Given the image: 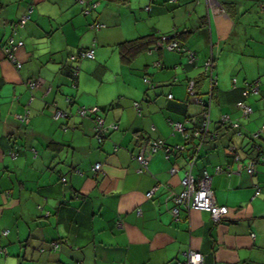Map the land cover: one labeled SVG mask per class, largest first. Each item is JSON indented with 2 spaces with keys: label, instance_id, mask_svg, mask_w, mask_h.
Masks as SVG:
<instances>
[{
  "label": "crops",
  "instance_id": "1",
  "mask_svg": "<svg viewBox=\"0 0 264 264\" xmlns=\"http://www.w3.org/2000/svg\"><path fill=\"white\" fill-rule=\"evenodd\" d=\"M92 1L86 14L76 0H0V264H181L187 251L200 253L203 264H264V0ZM93 22L103 27L93 32ZM150 32L170 35L194 60L161 41L126 64L116 56L117 72L91 86L84 68L80 78L79 68L68 76L67 56L77 50L91 48L90 68L105 70L104 55H117L116 43ZM9 35L21 41L12 53L18 69L3 49ZM209 55L208 95L201 65ZM201 74L189 96L187 85ZM29 78L40 85L27 90ZM244 83L257 87L242 98L245 117L234 105ZM194 98L208 103L207 133L184 140L200 119ZM78 107L96 110L80 117ZM55 109L65 118L52 120ZM25 112V122L15 119ZM222 114L236 126L218 124ZM95 116L116 127L100 140L92 134ZM152 140L162 145L141 168L138 147ZM196 140L201 150L190 167L189 151L179 150ZM165 149L177 154L167 157ZM202 170L214 203L226 207L217 222L172 201L184 173L196 178ZM54 240L61 242L50 250Z\"/></svg>",
  "mask_w": 264,
  "mask_h": 264
},
{
  "label": "built area",
  "instance_id": "2",
  "mask_svg": "<svg viewBox=\"0 0 264 264\" xmlns=\"http://www.w3.org/2000/svg\"><path fill=\"white\" fill-rule=\"evenodd\" d=\"M76 2L84 7L83 11L87 13L88 11H92L95 7V2L92 0H76ZM217 8L222 9L220 6L217 4ZM147 9V6L145 7ZM28 12H24L19 19L15 22V24L12 25V28L15 27L16 25L20 26L24 22L25 19L28 17ZM101 25L98 24L97 22L91 23L90 27H93L97 29ZM166 38V37H165ZM21 46V41H12V36L9 35L5 39V43L3 46L4 51L6 52V60L13 65L15 69H18L20 67V63L15 61L12 53L13 51ZM168 49H178L176 46L175 41H170L167 45ZM185 50V49H183ZM187 54V62L190 63L193 59V54L185 50ZM74 58V55H70L69 59ZM75 58H92V50L91 48H87L84 51H81L77 54ZM158 63H155L154 65H157ZM210 67H211V56L209 55L202 63V68L204 74L207 75V77L210 80ZM77 73V68L72 72V75L75 76ZM144 82L147 83L146 79H142ZM232 83L234 82V79H231ZM41 81H39L36 78H29L25 81L24 85L27 90H34L40 85ZM148 84V83H147ZM256 85L252 83H244L242 87L241 94L245 95L247 93H255L256 92ZM48 88L46 89V91ZM187 94L189 96L193 95V89H192V84L187 85ZM209 95V93H208ZM169 97V95H167ZM31 98V97H30ZM29 98V99H30ZM67 102L69 101L67 98L65 99ZM194 101L200 104L201 107V112H200V122L198 125H195L194 128L189 132V133H183V137L185 139L189 137H194V138H203L205 134L207 133L206 131V125L208 122V103L204 101H200L197 98H194ZM235 107L238 108L241 112V115L245 117L249 112L250 108L244 104L242 101H237L235 103ZM96 108H84V107H78L75 111L76 115L78 116H85V115H91L94 113ZM66 114L59 110L55 109L54 112L51 115L52 120H57L59 118H65ZM17 120L19 121H26V112L23 114V116L16 115L14 116ZM219 122L220 123H226L230 125L232 128L236 126V122L230 120L227 115H220L219 116ZM92 123H93V133L95 138H99L103 131H105L107 128L108 129H115L114 124H107L105 125L99 117L95 116L92 118ZM172 129L177 130V131H182L183 128L179 123H173L171 125ZM264 128V126L262 127ZM162 145L160 140H152L149 141L148 143H143L140 144L138 153L135 156V160L139 163V166L141 168L145 167L146 164V155H149L148 153H151L155 150V148L160 147ZM167 152V149H165ZM165 153V152H164ZM167 154V153H165ZM234 158H237L234 156ZM245 172L250 173L252 171V164L248 162L247 164L243 165ZM99 169V163H94L91 167L92 173H96ZM173 168L171 167L169 170H172ZM217 169V168H216ZM180 183L182 185V190L174 197V200L177 203H182L183 207L187 209H194V210H199V211H205L209 214V217L211 221H217L219 220L223 214L226 212V207L223 205H217L214 203V200L212 198L211 192L208 188V176L206 173H202L201 177L193 180V178L190 176L189 173L185 172L182 179L180 180ZM258 187L254 186L253 187V196L258 194ZM149 194V193H148ZM146 194V195H148ZM173 213H176L175 209L172 211ZM5 230L1 232L3 234ZM58 242V241H57ZM51 249L56 248L58 245L56 242H51ZM184 261L182 264H202L201 262V256L198 252L196 251H187L183 254Z\"/></svg>",
  "mask_w": 264,
  "mask_h": 264
},
{
  "label": "trees",
  "instance_id": "3",
  "mask_svg": "<svg viewBox=\"0 0 264 264\" xmlns=\"http://www.w3.org/2000/svg\"><path fill=\"white\" fill-rule=\"evenodd\" d=\"M167 1H169V2H171V1H173V0H167ZM80 5V4H79ZM81 7V13L83 12V9H84V7L81 5L80 6ZM262 10H264V6L262 7ZM90 11H88L86 14H88ZM98 23V22H97ZM98 24H100V23H98ZM101 26L100 27H98L97 29H95V28H93V27H90L91 26V24L89 23V25H88V29L89 30H91V31H97V30H99L100 28H102L103 27V25L102 24H100ZM173 36H176V34H174ZM173 39H172V37L169 35V36H166V39H162L161 38V36H159V35H155V33L154 32H150V33H147V34H144V35H141V36H138V37H135V38H131V39H127V40H122V41H120V42H118V43H116V45H115V49H116V52H117V57H118V59H119V61L121 62V63H124V64H126V63H128L130 60H131V58L134 56V55H136L137 53H140V52H143V51H146V50H149L150 48H154V49H158L159 48V43L162 41V42H166V43H168V42H170V41H172ZM175 41V40H174ZM176 42V41H175ZM176 46H177V50L176 49H170V50H176L177 52H180V53H183L184 54V56H185V58H186V61L188 60L187 59V54H186V51L185 50H187V49H185L184 47H182V45L181 44H178L177 42H176ZM183 49H185V50H183ZM85 50V49H84ZM84 50H82V49H79V50H77V52L75 53V54H70V55H74V58H72V59H69V56L70 55H68L67 56V59L72 63V67L70 68V71H69V75L68 76H70V78L72 79V78H74L75 76H73L72 75V72L77 68V71H78V67L75 65V62L76 61H78V60H81V59H91V58H75L76 56H77V54L79 53V52H81V51H84ZM189 51V50H188ZM192 54H193V59H192V61L194 60V52L193 51H190ZM207 58V57H206ZM205 58V59H206ZM204 59V60H205ZM191 61V62H192ZM74 63V64H73ZM202 66V65H201ZM203 79H204V75L203 74H201L200 76H198V77H196L195 78V81L193 82V84H192V89L194 90V89H198L199 88V86L201 85V82L203 81ZM212 79H211V77H210V80H209V87H208V89H209V94L211 93V91H212V88H214V84H212ZM230 81H231V79H230ZM233 84H234V82L232 83V81H231V90H234L235 89V87L233 86ZM147 86H149V87H152L151 85H148L147 84ZM242 87L243 86H241V87H239L238 88V92H239V99L238 100H236L235 102H234V105H235V103L237 102V101H242V98H244L247 94H245V95H242L241 94V91H242ZM194 92V91H193ZM243 102V101H242ZM96 108V107H95ZM238 109V108H237ZM16 119V118H15ZM17 120V119H16ZM20 122H23V121H20ZM199 122H200V119L198 120V123H197V125L199 124ZM217 123L218 124H222V125H225L226 127H229L230 129L232 128L230 125H228V124H226V123H220L219 122V120L217 121ZM93 132V131H92ZM93 134V137H94V133H92ZM103 137V133H102V135L99 137V138H95L96 140H100L101 138ZM188 139V138H187ZM251 139H253V138H251ZM184 140H185V138H184ZM199 140H196V142L195 143H193V142H190V144H188V147L185 149L183 146L181 147V149L179 150V152L180 151H189V153H188V155H187V157H186V161L187 160H190V167H191V165L193 164V162L195 161V159H196V157L198 156V153H199V151L201 150L200 148H201V143L200 142H198ZM253 141H254V139H253ZM141 144H143V143H141ZM140 146V145H139ZM139 148V147H138ZM171 151V152H170ZM173 151H176V154H177V150H169L168 152H166L167 153V157L169 156V152L170 153H172ZM178 152V153H179ZM181 153V152H180ZM179 153V154H180ZM186 169H188V167H186ZM190 169V168H189ZM92 172V171H91ZM206 173L204 170H202L201 171V173H200V175L197 177L196 176V178H194V176H192V178H193V180H196V179H198V178H200L201 177V175H202V173ZM250 173H253V169H252V171L250 172ZM249 173V174H250ZM95 174V173H94ZM60 181H63V178L61 177L60 178ZM172 201L175 203V205L177 204V202L174 200V197H173V199H172ZM180 203V202H179ZM181 205H182V203H180ZM182 207H183V205H182ZM185 208V207H184ZM173 209H175V207H172V210ZM185 209H187V208H185ZM176 210V209H175ZM205 212V211H204ZM207 213V212H206ZM209 215V214H208ZM210 218V217H209ZM211 220V219H210ZM220 220V219H219ZM219 220H217V221H219ZM217 221H212V222H217ZM51 242H56L57 244L58 243H60L61 241H58L57 242V240L55 241H50L48 244H49V249L51 250ZM58 246V245H57ZM1 252H2V250H1V248H0V254H1ZM200 254V253H199ZM200 256H201V262H202V264H203V260H202V255L200 254ZM183 261H184V257H183ZM183 263V262H182ZM181 263V264H182Z\"/></svg>",
  "mask_w": 264,
  "mask_h": 264
},
{
  "label": "rangeland",
  "instance_id": "4",
  "mask_svg": "<svg viewBox=\"0 0 264 264\" xmlns=\"http://www.w3.org/2000/svg\"><path fill=\"white\" fill-rule=\"evenodd\" d=\"M254 41L256 42L257 41V39H254ZM261 42H264V39H262V41ZM262 49H263V46H260ZM108 52H109V49H106ZM259 54H261V53H264V50L262 51H259L258 52ZM116 56L117 55H115V54H112L110 57L107 55V54H105L104 55V59H103V62H104V64L105 65H103L106 69L104 70V69H101V68H94V67H92L91 66V68H90V64L89 63H91L92 61H94L93 59H81V60H78V61H76L75 62V65L76 66H78V68H79V72H78V78H80L82 75H83V73H82V70H83V68H84V70H86L87 72H88V76H90V86L91 85H93V81L94 82H98L100 79V77L104 74V76H112V73L114 74L115 72H117L116 71V69H117V60H116ZM259 57H261L262 55H258ZM257 61L259 60V61H262V58H255ZM74 64V63H73ZM83 64H85L84 66H83ZM231 68H232V72H231V74L232 75H235L238 79H241L242 77H244L242 74V71L241 70H238L237 69V67H235V66H231ZM252 68L255 70V68H257V62H255V63H252ZM247 77L250 79V78H253V76L252 75H247ZM77 78V79H78ZM70 83V82H69ZM69 87H71V85H69ZM87 88H89V87H87L86 86V89ZM71 89H72V92H74L73 91V89L74 88H72L71 87ZM102 90H103V88H101V90H100V93H99V97H101V98H105L107 95H106V91H103L102 92ZM76 91H80V88L78 89V87L76 88ZM91 91V90H90ZM212 100H213V98H212ZM214 107V102L213 101H211V108H213ZM58 246H56V248H57ZM53 249V248H52ZM54 250H56L55 248H54Z\"/></svg>",
  "mask_w": 264,
  "mask_h": 264
},
{
  "label": "water",
  "instance_id": "5",
  "mask_svg": "<svg viewBox=\"0 0 264 264\" xmlns=\"http://www.w3.org/2000/svg\"><path fill=\"white\" fill-rule=\"evenodd\" d=\"M216 2V1H215Z\"/></svg>",
  "mask_w": 264,
  "mask_h": 264
}]
</instances>
